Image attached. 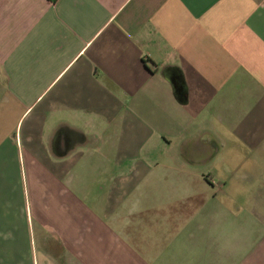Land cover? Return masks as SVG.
<instances>
[{
  "label": "crops",
  "instance_id": "obj_1",
  "mask_svg": "<svg viewBox=\"0 0 264 264\" xmlns=\"http://www.w3.org/2000/svg\"><path fill=\"white\" fill-rule=\"evenodd\" d=\"M0 264H264V0H0Z\"/></svg>",
  "mask_w": 264,
  "mask_h": 264
},
{
  "label": "trees",
  "instance_id": "obj_2",
  "mask_svg": "<svg viewBox=\"0 0 264 264\" xmlns=\"http://www.w3.org/2000/svg\"><path fill=\"white\" fill-rule=\"evenodd\" d=\"M52 1H54V0H52Z\"/></svg>",
  "mask_w": 264,
  "mask_h": 264
}]
</instances>
